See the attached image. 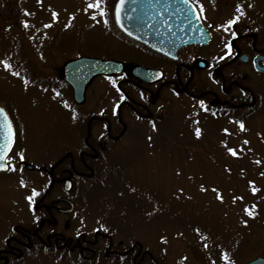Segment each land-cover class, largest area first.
Listing matches in <instances>:
<instances>
[{"label": "rangeland", "instance_id": "rangeland-1", "mask_svg": "<svg viewBox=\"0 0 264 264\" xmlns=\"http://www.w3.org/2000/svg\"><path fill=\"white\" fill-rule=\"evenodd\" d=\"M195 1L214 33L212 51L230 35V20L239 28L240 21L251 19L264 27V0ZM94 2L0 0V105L17 124L15 153L29 156L34 165L57 157L65 141L79 136L81 109L73 106L72 91L55 81L61 79L53 72L56 67L62 69L79 55L121 60L128 66L157 60L116 33L110 14L115 0H103L104 16L87 8ZM106 80L98 79L91 91L103 94V106L114 109L117 90L104 87ZM255 81L262 83V103L244 121L181 97L172 98L165 121L155 129L132 124L131 133L104 164L97 185L86 184L79 193L92 201L85 230L96 229V217L112 216L119 229L129 228L134 241L147 249L140 264H247L264 256V75ZM45 180L41 172L26 169L0 175V246L17 223L32 219L27 197L37 191L33 185L42 188ZM12 262L135 264L131 257L105 256L102 246L71 253L34 248Z\"/></svg>", "mask_w": 264, "mask_h": 264}, {"label": "flooded vegetation", "instance_id": "flooded-vegetation-1", "mask_svg": "<svg viewBox=\"0 0 264 264\" xmlns=\"http://www.w3.org/2000/svg\"><path fill=\"white\" fill-rule=\"evenodd\" d=\"M191 1L205 24L201 3ZM251 20L240 21V28L233 23L230 35L223 37L217 51L209 48L214 40L213 34L210 44L186 46L178 50L174 59L126 38L151 52L157 57L156 62L138 63L129 68L125 64L121 75L96 77L87 88L84 101L80 104L72 101L73 106L81 109L78 138L65 141L57 157L47 163L34 165L29 156L21 158L15 153L19 132L9 112L14 124L15 142L5 158L7 169L0 171V175L13 168L19 171L26 169L41 172L46 180L42 188L33 185L37 189V195L30 202L33 217L26 223H17L13 233L5 238L3 247L0 246V264H11L22 257L24 251L34 248L71 253L100 246L107 257L117 256L128 261L131 257L135 264L143 262L147 249L144 251V246L134 241V233L129 228L119 229L112 216L96 217V229L92 233L85 230L84 222L89 218L85 214L92 201L80 197L79 193L85 192L83 187L86 184L97 185L104 164L111 160L110 155L116 145L131 133L132 124L143 122L155 129L157 124L165 121L172 98L203 101L212 113H232L239 121L250 117V112L261 105L263 97L259 89L262 83L256 82L255 78L264 75V27ZM64 64L62 69L56 67L53 70L56 76H61L55 81L72 91L65 80ZM137 65L159 70L161 80H155V76L146 80L135 77L132 68ZM102 78L107 79L104 87L117 90L114 109L103 106V94L91 91L96 81ZM90 100L93 102L86 109ZM80 222L82 226H79ZM73 231L78 233L75 235ZM119 235L125 239L118 240Z\"/></svg>", "mask_w": 264, "mask_h": 264}, {"label": "water", "instance_id": "water-1", "mask_svg": "<svg viewBox=\"0 0 264 264\" xmlns=\"http://www.w3.org/2000/svg\"><path fill=\"white\" fill-rule=\"evenodd\" d=\"M119 5V20L116 8ZM113 17L118 28L128 37L144 44L151 50L176 58L177 51L189 45H207L212 39L211 32L203 25L195 6L189 0H117ZM125 69L122 61L84 56L69 60L64 66L65 80L72 86L74 100L84 101L85 93L94 78L99 75H118ZM132 74L146 80L155 76L161 80L159 70L143 66L132 68ZM0 171L6 170L5 157L14 143V127L6 109L0 106ZM11 127L12 143L5 153L3 147L7 127ZM248 264H264V257H258Z\"/></svg>", "mask_w": 264, "mask_h": 264}, {"label": "snow or ice", "instance_id": "snow-or-ice-1", "mask_svg": "<svg viewBox=\"0 0 264 264\" xmlns=\"http://www.w3.org/2000/svg\"><path fill=\"white\" fill-rule=\"evenodd\" d=\"M40 2V0H38V3ZM123 2H124V0H120V4H123ZM103 3V0H95V2L94 3H88L87 4V8H89V9H91V8H96V9H98L99 10V12H100V15L101 16H104L105 15V11H104V9L101 7V4ZM237 12H239L240 11V8H239V6L237 7ZM26 14H30V13H26ZM116 14H117V20H119V5L117 6V8H116ZM56 13L54 12L53 13V18L55 19L56 18ZM93 19H95V16H93L92 17ZM235 21H233V20H230L229 22H228V24L230 25V24H232V23H234ZM68 25H66V27H67ZM25 27H27V24H25ZM45 27H50V25H45ZM200 104H201V107H203V105H204V102L203 101H200ZM0 112H2V110H0ZM7 127V136H6V141H5V144H4V147H3V152H7L9 149H10V147H11V143H12V132H11V127H10V125L9 126H6ZM241 128L243 129V125H241ZM225 132H227V130L225 129ZM196 134L197 135H199V129H197V132H196ZM244 143H247V141H245ZM229 150V152L232 154V155H236V152H235V150H233V149H228ZM21 158H23V157H21ZM0 159H3V155H0ZM257 163H259V161H257ZM3 167V165H0V168H2ZM250 184L252 183V182H249ZM21 185L23 186V181H21ZM253 190V193L255 194V192H256V189L255 188H253L252 189ZM37 195V192L35 191V190H33V192H32V195L31 196H29V197H27V199L31 202L32 201V198L34 197V196H36ZM218 198H220V199H222V197H219L218 196ZM234 199H242V197H239V198H237V197H234ZM245 212L249 215V216H251L252 215V212L246 207L245 208ZM105 230H107V229H105ZM161 239H163V238H161Z\"/></svg>", "mask_w": 264, "mask_h": 264}, {"label": "trees", "instance_id": "trees-1", "mask_svg": "<svg viewBox=\"0 0 264 264\" xmlns=\"http://www.w3.org/2000/svg\"><path fill=\"white\" fill-rule=\"evenodd\" d=\"M109 7H110V5H109ZM111 14V13H110ZM111 17H112V14H111Z\"/></svg>", "mask_w": 264, "mask_h": 264}]
</instances>
